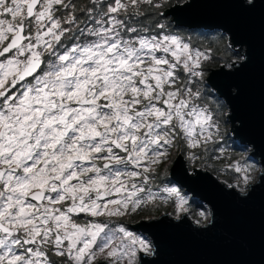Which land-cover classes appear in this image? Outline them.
I'll return each instance as SVG.
<instances>
[{
  "label": "snow or ice",
  "instance_id": "obj_1",
  "mask_svg": "<svg viewBox=\"0 0 264 264\" xmlns=\"http://www.w3.org/2000/svg\"><path fill=\"white\" fill-rule=\"evenodd\" d=\"M192 2L0 0V264H142L152 243L123 218L171 202L189 221L185 186L204 209L190 223L212 225L211 195L197 186L215 185L203 170L224 151L225 125L240 139L226 96L240 91L227 78L247 51L217 26L236 58L208 75L194 29L161 11ZM170 162L179 186L154 191ZM231 167L236 183L215 187L247 198L256 166Z\"/></svg>",
  "mask_w": 264,
  "mask_h": 264
},
{
  "label": "water",
  "instance_id": "obj_2",
  "mask_svg": "<svg viewBox=\"0 0 264 264\" xmlns=\"http://www.w3.org/2000/svg\"><path fill=\"white\" fill-rule=\"evenodd\" d=\"M171 7L165 11L173 24L177 21L178 25L194 30L224 34L215 29L223 26L246 48L247 61L227 78L228 84L238 87L240 94L231 97L226 93L233 119L244 122L238 132L240 139L231 133V125L227 124V128L240 145L256 146L257 153L249 152L250 157L264 168V0L251 7L234 0H193L185 8L172 11ZM224 35L227 45L228 34ZM219 66L209 68L208 75ZM224 80L222 76L214 77L215 82ZM174 166L170 164L168 174L175 182ZM184 166L188 167L186 159ZM203 171L215 185L223 186L224 180L209 173L207 168ZM215 185L204 180L197 186L198 192L211 195L213 201V223L206 229H196L190 223V216L189 221L174 223L169 213L129 224L131 229L147 239L151 237L157 244L156 258L143 254L142 264H264V177L247 198L217 189ZM183 190L190 197L194 195L187 186Z\"/></svg>",
  "mask_w": 264,
  "mask_h": 264
},
{
  "label": "rangeland",
  "instance_id": "obj_3",
  "mask_svg": "<svg viewBox=\"0 0 264 264\" xmlns=\"http://www.w3.org/2000/svg\"><path fill=\"white\" fill-rule=\"evenodd\" d=\"M168 19H169V17H168ZM200 30H202V29H200ZM204 32H201V31H199V30H189L188 32H186V35H189V36H191L192 38H193V40L194 41H196V43H198V44H196V46L197 47H199L200 48V50L201 51H204L205 49L207 50V52H208V54H209V48L206 46V44H207V42L205 41V39H204V37H208V39H210V41L213 43V44H215V45H218V46H222V45H224L225 43H226V35H224V34H222L221 32H219V31H205V30H203ZM226 45V44H225ZM232 51V50H231ZM233 52V51H232ZM236 57H233V59H235ZM213 62L212 61H209V63H208V69L209 68H215V67H213L211 64H212ZM209 99L210 100H212V99H215L214 97H209ZM225 128L226 129H228L227 128V124L225 125ZM226 143V144H225ZM234 145H238L239 146V154L238 155H236L235 157H233L231 160H229L228 159V157H229V155H232V154H234L233 152H231V149H233V146ZM221 148H223L224 149V151H222V152H220V151H217L216 152V155L217 156H220V158H217V157H215V156H212V159L213 160H218L219 162H220V167H218L216 170H218V172H217V176H218V178L219 179H221V180H224V181H227L228 183H234V181H232V182H229L225 177H223V174L225 173H230L232 176H236L237 174L236 173H234V171H233V169H232V165L234 164V163H236V162H240V163H242V164H251V163H253L256 167H260L259 166V164L258 163H256L251 157H250V153H249V151H248V148L246 147V146H242V145H240L233 137H232V135L229 133V131H228V135L227 136H225L224 137V139H223V142H222V144H221ZM241 154H243V156L241 157ZM174 158V157H173ZM216 158V159H215ZM241 158L242 159H244V161L243 160H241ZM246 158V159H245ZM212 160H209L208 162H211ZM186 163H187V161H186ZM171 164V162L167 165V175H165L164 173H165V169L164 168H161V169H159V172H160V178H166V177H168V180L169 181H171L172 182V184H169L168 183V181H166V180H164V179H162V180H160V179H158L157 181H156V185L158 186V187H154V191H159V187H162V186H164L165 184H168L169 186H173V185H175V186H179V185H176L175 184V182L174 181H172L171 179H170V177H169V174H168V170H169V165ZM188 168L190 169L191 168V166H190V164H189V162H188ZM206 169V168H205ZM234 180V179H233ZM182 191H184L183 189H182ZM185 194H186V196H188L190 199H191V197H190V195L188 194V193H186L185 192ZM161 195H165V194H161ZM190 199H189V201H190ZM189 208H190V213H189V216L191 217V219L192 220H194V219H196L197 217L195 216V213L196 212H198V211H201V210H204V209H202V208H198V209H196L195 211H192L191 210V207H190V205H189ZM158 210H167V211H171V212H169V213H171L172 215H175V209H174V207H173V205L171 204V202H169V203H160V202H158V204L157 205H152V204H150V205H148V206H146L145 208H143L142 210H140L141 212H145V213H153V212H155V211H158ZM172 211H174V213L172 212ZM159 212H157V213H154V214H146V215H142V214H140L139 213V210H138V212L137 213H133V215H137L138 217V219L137 220H135V221H138L139 219H141V218H152V217H156V216H158V215H160V214H162V213H166V211H161L159 214H158ZM132 216V215H131ZM129 217L130 216H128V217H125V218H123V222H125L126 221V223H134L135 221H131L130 219H129ZM140 217V218H139ZM126 223H124L125 224V226L130 230V231H132L131 229H130V227L126 224ZM136 235H139V236H141L142 238H145V239H147L146 238V236L145 235H142L141 233H138V232H136V231H133Z\"/></svg>",
  "mask_w": 264,
  "mask_h": 264
},
{
  "label": "trees",
  "instance_id": "obj_4",
  "mask_svg": "<svg viewBox=\"0 0 264 264\" xmlns=\"http://www.w3.org/2000/svg\"><path fill=\"white\" fill-rule=\"evenodd\" d=\"M183 2V0H181V3ZM168 3H169V5L171 6V5H173L174 3H176V0H168ZM161 11H165V9H162ZM195 30H199V31H201V32H204L203 30H200V29H195ZM204 39H205V41L207 42V44H206V46L209 48V55H210V57H211V60L210 61H212L213 63L211 64L213 67H218L219 65H221V64H224V62H225V60L227 59V58H229V57H231L232 59H233V57H235V54H234V52H232L228 47H227V45H222V46H218V45H215V44H213L211 41H210V39H208V37H204ZM196 44H198V43H196ZM199 45V44H198ZM200 46V45H199ZM226 144V143H225ZM231 152H233L234 154H232V155H229V157H228V159L229 160H231L233 157H235L236 155H238L239 154V146L238 145H234L233 146V149H231ZM212 156H215V157H217V158H220V156H217L216 155V152L215 153H213V155ZM243 156V154H241V157ZM216 159V158H215ZM246 159V158H245ZM211 162H208V164L209 165H211L213 168H214V170L213 171H211L212 173H214L215 175L217 174V172H218V170H216L218 167H220L219 165H220V162L218 161V160H213L212 158H211ZM241 160H243L244 161V159H242L241 158ZM187 161V160H186ZM187 164H188V161H187ZM251 164H253V163H251ZM254 165V164H253ZM170 166V165H169ZM188 166V165H187ZM217 176V175H216ZM219 176V175H218ZM217 176V177H218ZM223 177H225L229 182H232V181H234L233 179L235 178V176H232L230 173H224L223 174ZM160 180H162V179H164V180H166V181H168V183H169V180H168V177H166V178H159ZM189 205H190V207H191V210L192 211H195L196 209H198L199 207H198V205H197V203L196 202H194L192 199H190V201H189ZM161 211H166V213H169V212H171V211H167V210H158V211H155V212H153V213H145V212H141L140 210H139V213L140 214H142V215H146V214H154V213H157V212H161ZM197 211V210H196ZM173 213H174V211H172ZM158 213V214H159ZM133 215V214H132ZM138 216L136 215V216H131V218H130V220L131 221H135V220H137L138 218H137ZM140 218V217H139ZM136 222V221H135Z\"/></svg>",
  "mask_w": 264,
  "mask_h": 264
},
{
  "label": "clouds",
  "instance_id": "obj_5",
  "mask_svg": "<svg viewBox=\"0 0 264 264\" xmlns=\"http://www.w3.org/2000/svg\"><path fill=\"white\" fill-rule=\"evenodd\" d=\"M253 2V0H246V5H250ZM181 3V0H176V4ZM248 150H252L253 146L252 145H247ZM256 183H260V175L264 174V168L256 167ZM234 183H236V178H234ZM243 198V194L240 196ZM172 222L178 223L179 221L175 219V215H169ZM148 240L152 243V248L150 249V253L152 254H146L147 256L156 258V255L154 253L157 251V244L155 241L152 240L151 237L148 238Z\"/></svg>",
  "mask_w": 264,
  "mask_h": 264
},
{
  "label": "flooded vegetation",
  "instance_id": "obj_6",
  "mask_svg": "<svg viewBox=\"0 0 264 264\" xmlns=\"http://www.w3.org/2000/svg\"><path fill=\"white\" fill-rule=\"evenodd\" d=\"M133 216V215H132ZM134 216H136V214L134 215ZM131 218V216L129 217V219ZM84 220H85V217H83V216H81L80 218H79V222H84ZM124 223H126V221L124 222ZM128 226H129V223H126ZM131 224V223H130ZM130 227V226H129ZM131 229V228H130ZM132 231H134L133 229H131Z\"/></svg>",
  "mask_w": 264,
  "mask_h": 264
},
{
  "label": "bare ground",
  "instance_id": "obj_7",
  "mask_svg": "<svg viewBox=\"0 0 264 264\" xmlns=\"http://www.w3.org/2000/svg\"><path fill=\"white\" fill-rule=\"evenodd\" d=\"M143 235V234H142Z\"/></svg>",
  "mask_w": 264,
  "mask_h": 264
}]
</instances>
